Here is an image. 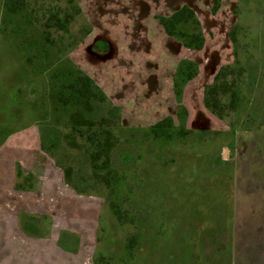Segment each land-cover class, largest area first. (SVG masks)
<instances>
[{
	"label": "rangeland",
	"instance_id": "rangeland-1",
	"mask_svg": "<svg viewBox=\"0 0 264 264\" xmlns=\"http://www.w3.org/2000/svg\"><path fill=\"white\" fill-rule=\"evenodd\" d=\"M67 1L28 0L21 9L22 27L34 19L39 20L34 23L42 25L50 13H59V10L60 16L67 11L71 13ZM82 4L84 8L91 7L97 17L96 29L86 43L92 45L80 49V60L91 71L96 69L102 88L108 92L114 89L110 79L117 70L129 73L128 77L121 75L119 78L124 81L125 92L139 98L147 93L146 100L142 99L140 103L142 107L150 108L152 118L139 122L143 113L136 117L133 112L136 110H133V118L128 119L131 125L124 123L125 128H148L154 125L157 118L171 117L174 120L170 142L165 141L166 138L152 142L151 138L142 139L138 135L134 141L122 143L113 152V165L134 176L133 182L128 183L134 184L137 193L131 197L133 201L122 208L124 218H135L137 224L130 225L127 221L129 224L119 227L110 217L105 198L91 196L90 201L96 202L95 213L101 206L100 215L103 218L102 227L99 226L96 233L98 240L100 238L98 246L104 250V234L110 232L112 241L108 243L106 252L112 254L111 264H122L117 254L122 251L124 241L135 236L136 229L146 231L153 237L149 240L146 255L139 256L143 253V248L139 246L130 264H157V259L161 258L159 247L176 242L171 234L173 229L182 242L196 239L193 235L200 232L197 235L200 255L197 250L192 254L195 264H199V257L201 264H225L227 255H230L233 264H264V0H220L216 14L211 12L212 0H83ZM183 5L194 10L201 24L205 37L201 51L183 48L164 33L155 19L158 15L168 16ZM26 28L28 37L41 42L40 26L27 25ZM69 29L75 35L82 33V29H77L75 24H71ZM231 31L239 41L238 57L242 63L234 68L235 73L230 78L235 77L238 85L234 87L237 86L241 94L237 107L227 108L221 113L222 117L217 118L203 106V89L212 82L221 66L233 63L232 44L228 38ZM48 33L51 40L62 38L63 44L71 42L69 35L64 36L54 27ZM182 59L199 65V74L185 90L184 105L189 112L187 135L179 133L177 105L172 94L174 70ZM241 67L246 72L241 71ZM29 88L39 106H43L48 92L46 76L35 77ZM43 108L47 114L48 109ZM47 122L51 123L49 116L39 123V131L45 128ZM44 132L47 136H54L52 132ZM225 134H229L226 141ZM69 152L73 157H66L62 164L73 168V183L78 185L79 190H86L88 171L85 161L82 156H75L74 151ZM54 166V179L62 181V170ZM53 192L55 203L63 201L66 187ZM231 192L233 207L228 203ZM64 204L67 205L58 208V211L68 217L71 205ZM22 209L33 215L43 208L27 206ZM47 210L51 209L48 207ZM82 212L80 215L86 214ZM173 214H178L174 218L176 225L158 223V220L173 217ZM231 221L242 228L240 248L236 235L233 232L229 234ZM57 224L59 229L65 226L81 232L78 229L81 224L77 226L66 220ZM158 230H161L160 238L155 233ZM83 232L88 237H80L77 254L66 252L75 249L73 240L63 239V246L57 245L55 230L51 239L46 241L44 238H24L21 241L22 253L13 263L95 264V255H92L96 250V234L91 229ZM84 244L87 246L84 247ZM5 258L10 260L8 255ZM103 260H98V264Z\"/></svg>",
	"mask_w": 264,
	"mask_h": 264
},
{
	"label": "trees",
	"instance_id": "trees-1",
	"mask_svg": "<svg viewBox=\"0 0 264 264\" xmlns=\"http://www.w3.org/2000/svg\"><path fill=\"white\" fill-rule=\"evenodd\" d=\"M79 1H67L71 7V13L67 11L60 16L59 10V13H50L44 24H36L39 20L34 19L28 21L23 28L21 9L28 0H4L3 23L16 24L14 30L5 29L4 32L16 39L21 52L27 56V69L32 77L46 76L48 92L43 106L46 111L48 109V113H45L43 106H39L38 117L39 122H43L49 116L51 123L47 122L45 128H40L41 145L63 171L65 183L72 186L78 194L104 197L107 207L120 226L129 223L136 225L135 218L129 220L124 218L125 211L122 208L126 203L132 202L131 197L137 193L134 184L128 183L133 182L134 176L128 171L118 170L113 165V152L119 149L122 143L134 141L138 135L142 139L151 138L152 142L164 140V138L167 139L165 141L170 142L174 120L171 117H165L144 129L123 127L120 108L113 105L93 79L79 70L68 57L69 53L91 32L89 23L82 15ZM219 7L220 0H212L213 14L217 13ZM156 19L165 34L178 41L183 48L192 51L203 49L205 37L202 27L196 13L189 6L183 5L171 15H158ZM71 24L77 25V29H82V33L77 35L72 33L69 29ZM27 25L42 28L41 42L28 37ZM52 27L64 36L69 35L71 42L63 44L62 38L58 41L51 40L48 30ZM228 38L232 44L233 63L221 66L212 82L203 89V106L217 118H221V113L227 108L235 109L241 94L237 86L234 87L238 85L235 77L230 78V75L235 73L234 68L242 63L238 57L240 45L233 31L228 33ZM242 69L244 72L245 68L241 67V71ZM198 74L199 65L196 62L182 59L177 63L173 75L172 91L177 105L176 119L179 124V133L182 135L189 133L186 127L188 112L183 104L184 88ZM51 124L52 127H50ZM45 130L48 133L52 132L54 136L45 135ZM227 136L225 134V141L228 140ZM69 151H74L75 156H82L85 161V168L88 171V179H85L88 183L86 190H79L78 185L73 183V168L62 164L64 159L71 155ZM136 187L140 189L138 185ZM127 221L129 223H126ZM136 248L137 240L133 236L127 240L128 259ZM95 264L98 262L96 261ZM99 264H109V262L103 260Z\"/></svg>",
	"mask_w": 264,
	"mask_h": 264
},
{
	"label": "crops",
	"instance_id": "crops-1",
	"mask_svg": "<svg viewBox=\"0 0 264 264\" xmlns=\"http://www.w3.org/2000/svg\"><path fill=\"white\" fill-rule=\"evenodd\" d=\"M82 3L83 0H80L79 7L81 12H83V16L89 22L91 32L85 37L83 42H80L78 46L69 53L68 57L79 70L93 79L96 85L107 95L113 105L120 108L121 124L123 127H126L124 123L130 124L128 119L133 118L131 115V111L133 110H136L133 111L137 114L136 117H139L143 113L139 120L136 119L139 122H143L145 118H152V113L149 112L150 108L148 106L142 107V103H140L142 99H144V101L146 100L145 95H147V93L144 94L142 98H139L133 93L129 95V92H125L126 86H122L124 81L119 78L121 75L128 77L129 73H121L116 70L114 72L115 76H112L110 79L114 83V89L108 92L102 88L101 80L96 69L91 71L90 67L85 66L83 60H80V49L83 50L84 46L89 48L92 45V43H86L90 41V38L93 36V31L96 29L95 25L97 17L95 11H91V7L84 8ZM4 14V0H0V264L10 262L12 264H20L16 261L13 263V260H16L17 256L22 253V239L44 238L46 241L51 239L50 236H53L54 230L57 231V245L60 247L61 245L63 246V244H61V240L63 239H65V241L73 240L76 243L75 249L72 252L71 250L65 251L70 254H77L80 237H88L84 235L83 231L91 229L94 234H96L98 231L97 228L99 226L102 227L103 218L102 215H100L101 206L97 209L98 213L96 214L94 208L96 202L90 201L91 196L78 194L72 186L65 183L63 175L62 181H56L54 179V165H56V163L54 159L42 149L39 131L40 122L38 117L39 104L29 88L31 83H33L34 77H32V74L26 68L25 56L18 47V42L12 35L4 32L5 29L14 30L16 26L15 23H6L5 25L3 23ZM97 30L102 29L97 28ZM89 54L92 56L90 52ZM93 57L95 58V56ZM187 85L183 92V104ZM134 96L137 98H133ZM161 119L157 118L154 124ZM59 169L61 170V168ZM62 187H66V193L63 195L64 202L60 200L55 203V200L53 199V191L55 189L56 191H60L62 190ZM93 197L102 198L101 196ZM65 202L69 203L68 205H71L68 217H64V215L58 211V208L67 205L64 204ZM228 203L230 206H234L233 192H231V197L229 198ZM27 206L40 207L43 209H39L38 214L36 213L32 215L27 211H23L22 208H26ZM48 207L51 209L50 211L47 210ZM81 211L86 214L80 215ZM109 212L112 220L114 219V223L120 227V224L113 217L110 210ZM176 215L178 214H173V217L168 216L158 220V223L176 225L174 222ZM105 219L107 220V218H104V220ZM65 220L67 223L76 224L77 226L78 224H81V227L78 226V229L81 230V232H76V230H72L68 227L65 228V226L64 229H59L58 224L57 226L55 225V223H65ZM230 224L229 234L233 232L234 235H236L238 244L240 243V248L243 236L242 228L240 229L238 224L234 221H231ZM44 228L46 231L43 232ZM195 228L198 230L197 224ZM160 231L161 230L155 232L158 238H160ZM110 234V232L104 234V250L101 246H98L100 238L98 240V235L96 234V250H94L92 255V257L95 255L94 261L98 262V260L101 261L104 259V261L107 260L109 264H111L113 257L110 256L112 254L106 252L108 243L110 244L112 241ZM171 234L173 235V238L175 236L174 240L176 242L173 240L175 244L173 243L171 246H158L161 258H158L159 260L157 259V264H195L196 260L193 258L192 254L195 253V250H199L197 249V239H199V237L197 238L198 234L193 235L196 236V239L189 238L190 241L188 242H182L180 235L176 231L173 232V229L171 230ZM135 237L137 240L136 249H138L139 246L143 248V253L139 254V256L145 257L149 240L152 235L146 231L144 232L136 229ZM145 240H147L146 244ZM84 243H86V241H84ZM126 245L127 240L124 241L122 251L117 254L119 262L122 264L125 262L130 264L134 252L136 251V249L133 250L131 253L132 257L130 256V259H128ZM83 246L85 247L87 244H84ZM98 248L101 250H97ZM221 251L224 252L225 250L222 248ZM198 253L200 255V251H198ZM239 254H241L240 250ZM6 255L10 256V260L5 258ZM98 256L101 257L98 258ZM202 258L204 259L203 255ZM199 259V264H201V257H199ZM225 264H233V262L230 261V255H227V262Z\"/></svg>",
	"mask_w": 264,
	"mask_h": 264
}]
</instances>
